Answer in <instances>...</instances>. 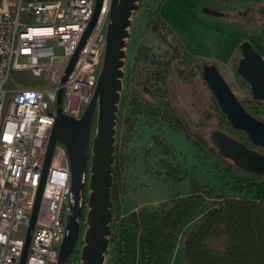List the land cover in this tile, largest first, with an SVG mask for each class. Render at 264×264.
I'll return each instance as SVG.
<instances>
[{
    "label": "built area",
    "instance_id": "obj_1",
    "mask_svg": "<svg viewBox=\"0 0 264 264\" xmlns=\"http://www.w3.org/2000/svg\"><path fill=\"white\" fill-rule=\"evenodd\" d=\"M95 3L0 0V264L21 262L58 108L80 119L93 97L105 53L111 0H103L94 30L67 79L63 77ZM57 47L62 48L61 55ZM71 178L68 149L57 142L25 264L58 262L74 202Z\"/></svg>",
    "mask_w": 264,
    "mask_h": 264
},
{
    "label": "rangeland",
    "instance_id": "obj_2",
    "mask_svg": "<svg viewBox=\"0 0 264 264\" xmlns=\"http://www.w3.org/2000/svg\"><path fill=\"white\" fill-rule=\"evenodd\" d=\"M156 5L157 3L152 4L149 0L139 1L132 15L125 49L124 77L118 102L114 143L129 156L123 183L119 186L123 204L122 213L129 215L133 210L141 208L158 209L163 212L162 208L167 209L171 204L170 200L177 194H190L195 183L206 184L214 192L228 196L264 195V177H257L251 172L240 170L230 160L220 157L217 149L213 147L212 149L210 144L207 147L196 144L198 139L195 136L196 132L204 139H208V132L220 129L217 116L218 102L202 76L204 62L215 61L213 58L200 57H196L193 64H190L189 60L183 61L186 49L178 39L170 34H166V39H160L148 25L150 12L159 11ZM245 5L243 0H201L200 7L195 13L209 23L213 22L218 29L232 31L239 24L242 29L251 30L249 36H246L247 40L264 57V35H258L259 31H255L256 28L264 26L262 6ZM176 27L181 30V37L185 38L187 45L195 54L212 51V46L203 38L198 39L185 34L188 26L182 30L176 23ZM175 46L180 49V57L171 60L172 68L166 84L161 87L159 84L155 85L153 78L148 74L151 69L150 58L169 60L174 55ZM62 52V48L57 47V53L61 55ZM141 52L143 56L148 53V60L138 57ZM241 57V50H238L232 65L221 63L217 64V67L238 98L245 102L248 108L254 110L250 86L237 72ZM17 73L13 74V79L16 81L19 77ZM166 97L170 99L172 109L181 124L190 128V136L185 130L171 126L161 115L148 114L143 106H139L141 103H146L148 108L162 107ZM97 121L98 112L94 115L93 135L96 134ZM162 160L171 162L173 166H182L181 170L184 169L186 177L177 180L168 175L166 173L168 166ZM89 192L87 185V197ZM80 221L82 227L78 244L65 264L83 263L86 252L87 214ZM194 222L189 217L186 219L178 233L179 240L173 254L169 257L160 256L153 264H186L183 242ZM124 230L123 228L120 230L118 238L114 241L109 237L104 264H127V261H131V264H139L138 248L132 249V254H129L131 257L121 252L124 246L122 239L127 237Z\"/></svg>",
    "mask_w": 264,
    "mask_h": 264
},
{
    "label": "water",
    "instance_id": "obj_3",
    "mask_svg": "<svg viewBox=\"0 0 264 264\" xmlns=\"http://www.w3.org/2000/svg\"><path fill=\"white\" fill-rule=\"evenodd\" d=\"M139 1L111 0L102 68L93 97L83 116L75 119L66 116L61 108H58L49 137L43 175L20 264H25L45 177L57 142H62L68 149L74 202L71 204L72 213L68 218L67 233L62 241L56 264H65L76 249L82 227L80 219L85 214H87L88 227L85 235L86 252L82 264H104L111 235L114 143L118 102L124 77L125 49L132 15ZM102 6L103 0H96L92 18L66 66L63 81L72 71L81 50L94 30ZM261 12L264 13V7ZM240 50L242 57L239 60L237 72L249 83L253 98L264 100V57L247 39L241 42ZM202 76L230 124L244 131L253 145L264 148V120L257 118L247 110L217 65L215 63L205 64ZM62 91V89L59 91V104L62 101ZM96 112H98L97 130L93 135V121ZM208 137L224 158L232 160L246 171L264 176V152L248 146L221 129L208 132ZM87 185L90 191L88 197L86 196Z\"/></svg>",
    "mask_w": 264,
    "mask_h": 264
},
{
    "label": "trees",
    "instance_id": "obj_4",
    "mask_svg": "<svg viewBox=\"0 0 264 264\" xmlns=\"http://www.w3.org/2000/svg\"><path fill=\"white\" fill-rule=\"evenodd\" d=\"M150 14L148 25L160 39H166V34L176 38L159 11H153ZM246 39L247 37L243 35L242 41ZM180 53L178 46H175L174 55L169 60L150 58L151 69H149L148 74L153 78L155 85L159 84L161 87V85L166 84L167 76L172 68L171 60L179 58ZM183 56L182 60H189L190 64L196 61V56L186 50H184ZM138 57L148 60L149 55L146 53L143 56V52H141ZM208 63L205 61L203 65ZM214 63L217 65L216 62ZM245 82L249 84L247 81ZM252 102L255 105L254 110L248 108L245 102L243 104L250 113L264 120V100H257L252 96ZM139 106H143L148 114L161 115L171 126L185 130L190 136V128L181 124L173 110L169 111L171 102L168 98L165 99L162 107L148 108L146 103H141ZM137 111L139 112L138 109ZM217 116L220 129L230 136L240 138V135H247L244 131L236 129L230 124L219 104ZM195 136L198 138L196 140L197 145L200 144L201 147L211 145V148H216L209 141V138L204 139L198 132L195 133ZM247 139L249 140L248 136ZM218 155L223 157L219 153ZM114 158L110 237L114 241L118 238L120 230L125 229L124 234L127 237L125 236L126 238L122 240H124L123 245L126 247L124 249L123 246L121 252L127 253V257H131L129 254H132L131 251L134 248H138L139 264H153L155 259L160 256H171L179 240L178 233L189 217L192 222H195L185 235L183 242L186 264H264V195L228 196L214 192L206 184L195 183L190 194H177L170 200L171 204L167 209L162 208L163 212L158 209L141 208L133 210L127 215L122 213L123 204L120 199L119 186L123 183L125 166L129 161V156L124 153L121 147L116 145L114 146ZM230 161L240 170L246 171L232 160ZM162 162L168 166L166 169L168 175L177 178V180L186 177V173L183 172L184 169L181 170L182 166H173L171 162L166 160H162ZM127 264H131V261H127Z\"/></svg>",
    "mask_w": 264,
    "mask_h": 264
},
{
    "label": "crops",
    "instance_id": "obj_5",
    "mask_svg": "<svg viewBox=\"0 0 264 264\" xmlns=\"http://www.w3.org/2000/svg\"><path fill=\"white\" fill-rule=\"evenodd\" d=\"M151 1L152 4L157 3L156 6L159 8L161 17L170 26L175 37L184 46L186 51L203 59L213 58L217 64L226 63L232 65V60L236 57L237 51L240 50L243 35L248 37L251 31L242 29L239 24L232 31L218 29L213 25V22L209 23V21L195 13L200 7L201 0H149V2ZM243 2L252 7L255 5L264 7V0H243ZM176 23L181 26L182 30L188 26V31L185 34H190L198 39L203 38L208 45L212 46V51H203L195 54L187 45L185 38L181 37V30L176 27ZM207 26L213 28H208ZM257 30L259 31L258 35H264V26L255 29V31Z\"/></svg>",
    "mask_w": 264,
    "mask_h": 264
},
{
    "label": "flooded vegetation",
    "instance_id": "obj_6",
    "mask_svg": "<svg viewBox=\"0 0 264 264\" xmlns=\"http://www.w3.org/2000/svg\"><path fill=\"white\" fill-rule=\"evenodd\" d=\"M168 100L170 101V99H168ZM170 102H171V101H170ZM171 110H173V109H172V106H170L169 111H171ZM239 137H240V138H237L239 141L246 143L248 146H250V147H252V148H254V149H257V150H259V151H261V152H264V148L253 145V144L250 142V140L247 139V135H240ZM243 137H245V138H243Z\"/></svg>",
    "mask_w": 264,
    "mask_h": 264
}]
</instances>
